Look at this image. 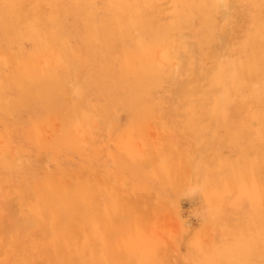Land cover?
<instances>
[{"label": "rangeland", "instance_id": "1", "mask_svg": "<svg viewBox=\"0 0 264 264\" xmlns=\"http://www.w3.org/2000/svg\"><path fill=\"white\" fill-rule=\"evenodd\" d=\"M218 1L0 0V264H261L264 0Z\"/></svg>", "mask_w": 264, "mask_h": 264}, {"label": "bare ground", "instance_id": "2", "mask_svg": "<svg viewBox=\"0 0 264 264\" xmlns=\"http://www.w3.org/2000/svg\"><path fill=\"white\" fill-rule=\"evenodd\" d=\"M4 1H5V0H4ZM14 1H15V0H14ZM20 1H21V0H20ZM34 1H35V0H34ZM41 1H42V0H41ZM61 1H62V0H61ZM92 1H93V0H91V2H92ZM120 1H121V0H120ZM125 1H126V0H125ZM148 1H149V0H148ZM157 1H159V0H157ZM205 1H206V0H205ZM219 1H220V0H219ZM219 1H218V3H220ZM230 1H231V0H230ZM233 1H234V0H233ZM233 1H232V3H233V6H234V2H235L236 0H235L234 2H233ZM238 1H239V0H238ZM7 2H8V1H7ZM12 2H13V1H12ZM12 2H11V4H12ZM43 2H44V1H43ZM45 2H46V0H45ZM54 2H55V1H54ZM72 2H73V1H72ZM74 2H75V1H74ZM89 2H90V1H89ZM114 2H115V0H114ZM137 2H138V1H137ZM175 2H176V1H175ZM183 2H184V0H183ZM202 2H204V1H202ZM227 2H228V1H227ZM251 2H252V1H251ZM8 3H9V2H8ZM15 3H16V2H15ZM31 3H32V2H31ZM40 3H41V2H40ZM40 3H39V4H40ZM48 3H49V2H48ZM48 3H45V4H48ZM139 3H140V2H139ZM151 3H153V2L151 1ZM232 3H231V4H232ZM4 4H5V3H4ZM56 4H57V2H56ZM71 4L73 5V3H71ZM77 4H78V3H77ZM90 4H91V3H90ZM113 4H114V3H113ZM116 4H117V3H116ZM119 4H120V3H119ZM122 4H123V3H122ZM140 4H141V3H140ZM142 4H143V3H142ZM176 4H177V2H176ZM181 4H182V3H181ZM184 4H185V3H184ZM196 4H197V3H196ZM222 4H223V2H222ZM231 4H230V6H231ZM245 4H246V3H245ZM247 4H248V3H247ZM249 4H250V3H249ZM253 4H254V3H253ZM261 4H262V3H261ZM2 5H3V3H2ZM20 5H21V3H20ZM23 5H24V3H23ZM25 5H26V4H25ZM25 5H24V6H25ZM27 5H30V4L27 3ZM37 5H38V3H37ZM65 5H66V4H65ZM85 5H86V4H85ZM99 5H100V4H99ZM126 5H127V4H126ZM145 5H147V4H145ZM192 5H193V4H192ZM197 5H198V4H197ZM200 5H201V4H200ZM200 5H199V6H200ZM202 5L205 6V4H202ZM209 5H211V4H209ZM258 5H260V4H258ZM5 6H6V4H5ZM35 6H36V5H35ZM46 6H47V5H46ZM52 6H53V4H52ZM54 6H55V5H54ZM63 6H64V5H63ZM66 6H67V5H66ZM83 6H84V5H83ZM86 6H87V5H86ZM89 6H90V5H89ZM89 6H88V7H89ZM91 6H92V5H91ZM107 6H108V5H107ZM109 6H112V4L110 3ZM118 6H119V5H118ZM118 6H117V7H118ZM128 6H129V5H128ZM130 6L132 7V5H130ZM137 6H138V5H137ZM140 6H141V5H140ZM154 6H155V5H154ZM179 6H181V5H179ZM186 6H187V5H186ZM194 6H195V5H194ZM218 6H220V5H218ZM230 6H229L228 8H231ZM238 6H239V5H237L236 8H238ZM247 6H248V5H247ZM260 6H261V5H260ZM260 6H259V7H260ZM6 7H7V6H6ZM12 7H13V6H12ZM30 7H31V6H30ZM39 7H41V6H39ZM64 7H65V6H64ZM67 7H68V6H67ZM152 7H153V6H152ZM187 7H188V6H187ZM200 7H201V6H200ZM240 7H242V6H240ZM255 7L257 8V6H255ZM262 7H263V6H262ZM18 8H19V7H18ZM33 8H34V7H33ZM61 8H62V7H61ZM61 8H60V9H61ZM84 8H85V7H84ZM96 8H97V7H96ZM133 8H134V6H133ZM180 8H181V7H180ZM197 8H198V7H197ZM211 8H212V7H211ZM251 8H252V7H251ZM4 9H5V8H4ZM19 9H20V8H19ZM19 9H18V10H19ZM36 9H37V6H36ZM54 9H55V8H54ZM66 9H67V8H66ZM74 9H75V7H74ZM74 9H72V10H74ZM85 9H87V8H85ZM99 9H100V8H99ZM115 9H116V8H115ZM121 9H122V8H121ZM124 9H125V8H124ZM130 9H131V8H130ZM151 9H153V8H151ZM181 9H182V8H181ZM183 9H184V8H183ZM188 9H189V8H188ZM193 9H194V8H193ZM198 9H199V8H198ZM201 9H202V8H200V10H201ZM218 9H219V8H218ZM226 9H227V8H226ZM234 9H235V8H234ZM254 9H255V8H254ZM259 9H260V8H259ZM2 10H3V9H2ZM40 10H41V9H40ZM57 10H58V9H57ZM125 10H126V9H125ZM144 10H145V9H144ZM179 10H180V9H179ZM186 10H187V9H186ZM203 10H204V9H203ZM214 10H216V8H215ZM7 11H9V10H7ZM15 11H16V10H15ZM36 11H37V10H36ZM49 11H50V10H48V12H49ZM52 11H53V10H52ZM52 11H51V12H52ZM55 11H56V10H55ZM61 11H62V10H61ZM67 11H68V10H67ZM70 11H71V10H70ZM100 11H102V10H100ZM107 11H108V10H107ZM113 11H114V10H113ZM131 11H132V10H131ZM151 11H152V10H151ZM154 11H155V10H154ZM180 11H182V10H180ZM192 11H193V10H192ZM192 11H191V12H192ZM232 11H233V9H232ZM255 11H256V13H257V9H255ZM259 11H260V10H259ZM13 12H14V11H13ZM19 12H21V11H19ZM30 12H31V11H30ZM30 12H29V13H30ZM40 12H41V11H40ZM56 12H57V11H56ZM72 12H73V11H72ZM95 12H96V10H95ZM110 12H111V11H110ZM122 12H123V11H122ZM147 12H149V11H147ZM160 12H161V11H160ZM160 12H159V13H160ZM186 12H187V11H186ZM201 12H202V11H201ZM207 12H208V11H207ZM222 12H223V11H222ZM222 12H221V14H222ZM260 12H261V11H260ZM29 13H26V14H29ZM37 13H38V12H37ZM74 13H75V12H74ZM124 13H125V12H124ZM133 13H135V12H133ZM176 13H177V11H176ZM193 13H194V12H193ZM197 13H198V12H197ZM210 13H211V12H209V14H210ZM217 13H219V12H217ZM223 13H224V12H223ZM8 14H9V16H11V15H10L11 12L8 13ZM18 14H19V13H18ZM42 14H43V13H42ZM42 14H41V15H42ZM45 14H47V13H45ZM48 14H49V13H48ZM53 14H54V13H53ZM53 14H52V15H53ZM62 14H63V13H62ZM95 14H96V13H95ZM95 14H94L93 16H95ZM99 14H100V12H99ZM126 14H127V13H126ZM135 14H136V13H135ZM135 14H133V15H135ZM140 14H141V13H140ZM150 14H151V13H150ZM181 14H182V12H181ZM185 14H186V13H185ZM199 14H201V13H199ZM202 14H203V13H202ZM202 14H201V15H202ZM204 14H205V13H204ZM204 14H203V15H204ZM206 14H207V13H206ZM219 14H220V13H219ZM227 14H228V13H227ZM34 15H35V14H34ZM36 15H37V14H36ZM49 15H50V14H49ZM127 15H129V14H127ZM133 15H132V16H133ZM142 15H143V14H142ZM147 15H148V14H147ZM159 15H160L159 17L161 18V14H159ZM174 15H175V12H174ZM174 15H173V17H174ZM182 15H183V14H182ZM189 15H190V14H189ZM211 15H212V14H211ZM12 16H13V15H12ZM23 16H24V15H23ZM54 16H55V15H54ZM54 16H53V17H54ZM97 16H98V15H97ZM97 16H96V17H97ZM120 16H121V15H120ZM120 16H119V17H120ZM156 16H157V15H156ZM175 16H176V15H175ZM179 16H180V15H179ZM191 16H192V15H191ZM207 16H208V15H207ZM223 16H225V14H224ZM14 17H15V15H14ZM19 17H20V16H19ZM66 17H67V16H66ZM75 17H76V16H75ZM77 17H78V16H77ZM104 17H105V16H104ZM112 17H113V15H112ZM114 17H115V16H114ZM114 17H113V18H114ZM119 17H118V18H119ZM123 17H124V16H123ZM145 17H148V16H145ZM151 17H152V16H151ZM151 17H150V18H151ZM171 17H172V16H171ZM173 17H172V18H173ZM186 17H187V16H186ZM201 17H202V16H201ZM204 17H205V16H204ZM213 17H214V16H213ZM3 18H4V17H3ZM25 18H26V17H25ZM30 18H31V17H30ZM30 18H29V19H30ZM78 18H79V17H78ZM86 18H87V16H86ZM91 18H92V17H91ZM107 18H108V17H107ZM113 18H112V19H113ZM118 18H116V19H118ZM135 18H136V17H135ZM152 18H153V17H152ZM164 18H165V17H164ZM177 18H178L177 20H179V17H178V16H177ZM202 18H203V17H202ZM228 18H229V17H228ZM258 18H259V17H258ZM9 19H10V18H9ZM22 19H24V18H22ZM47 19H48V18H47ZM96 19H97V18H96ZM110 19H111V18H110ZM110 19H109V20H110ZM112 19H111V20H112ZM116 19H115V20H116ZM138 19H139V18H138ZM138 19H137V21H138ZM143 19H144V18H143ZM143 19H142V20H143ZM161 19H162V18H161ZM187 19H188V17H187ZM187 19H186V20H187ZM203 19H204V18H203ZM211 19H212V18H211ZM3 20H4V19H3ZM5 20L7 21V19H5ZM11 20H12V19H11ZM15 20H16V19H15ZM19 20H20V19H19ZM25 20H26V19H25ZM25 20H24V21H25ZM41 20H42V18H41ZM105 20H106V19H105ZM109 20H108L107 22H109ZM122 20H124V19H122ZM122 20H121V21H122ZM146 20H147V19H146ZM148 20H149V18H148ZM221 20H222V19H221ZM224 20H225V18H223V22H224ZM226 20H228V19H226ZM229 20H230V19H229ZM229 20H228V21H229ZM93 21H95V20H93ZM131 21H132V20H131ZM149 21H150V20H149ZM179 21H181V19H180ZM254 21H255V20H254ZM59 22H60V21H59ZM80 22H81V21H80ZM88 22H89V21H88ZM119 22H120V21H119ZM127 22H128V21H127ZM127 22H126V23H127ZM134 22H135V20H134ZM143 22H144V20H143ZM153 22H154V21H153ZM153 22H152V23H153ZM170 22H171V21H170ZM192 22H195L194 19L192 20ZM204 22H205V21H204ZM204 22H203V24H204ZM217 22H218V21H217ZM0 23H1V20H0ZM5 23H6V22H5ZM22 23H23V22H22ZM24 23H25V22H24ZM26 23H27V22H26ZM89 23H90V22H89ZM105 23H106V22H105ZM112 23H113V22H112ZM126 23H125V24H126ZM129 23H131V22H129ZM132 23H133V22H132ZM139 23H140V22H139ZM141 23H142V22H141ZM159 23H160V22H159ZM189 23H190V22H189ZM205 23H206V22H205ZM208 23H212V22H208ZM215 23H216V22H215ZM227 23H228V22H227ZM1 24H2V23H1ZM11 24H12V23H11ZM76 24H77V23H76ZM79 24H80V23H79ZM82 24H83V21H82ZM93 24H94V23H93ZM99 24H100V23H99ZM121 24H122V22H121ZM135 24H136V23H135ZM137 24H138V23H137ZM137 24H136V25H137ZM144 24H145V22H144ZM149 24H150V22H149ZM181 24H182V22H181ZM186 24H187V23H186ZM191 24H192V23H191ZM2 25H3V24H2ZM83 25H84V24H83ZM89 25H90V24H89ZM111 25H112V24H111ZM115 25H116V24H115ZM117 25H118V24H117ZM119 25H120V24H119ZM119 25H118V26H119ZM122 25H123V24H122ZM122 25H120V27H121ZM146 25H147V24H146ZM160 25H161V24H160ZM165 25H166V24H165ZM167 25H169V24L167 23ZM167 25H166V27H167ZM199 25H200V24H199ZM204 25H205V24H204ZM208 25H209V24H208ZM217 25H218V24H217ZM217 25H216V26H217ZM76 26H77V25H76ZM108 26H109V25H108ZM143 26H145V25H143ZM143 26L141 25V29H140V30H142V27H143ZM189 26H190V24H189ZM209 26H210V25H209ZM213 26H214V25H213ZM216 26H215V27H216ZM82 27H83V26H82ZM131 27H133V26H130V29H131ZM154 27H156V26H154ZM168 27H169V26H168ZM172 27H173V26H172ZM172 27H170V28H172ZM180 27H181V26L179 25V28H180ZM198 27H201V25H200V26H197V28H198ZM205 27H206V26H205ZM220 27H221V26H220ZM77 28H78V27H77ZM113 28H114V27H113ZM115 28H116V27H115ZM159 28H160V27H159ZM164 28H165V26H164ZM185 28H186V27H185ZM188 28H189V27H187V29H188ZM79 29H80V28H79ZM84 29H85V28H84ZM94 29H95V28H94ZM97 29H98V28H97ZM107 29H108V28H106V30H107ZM149 29H150V28H149ZM154 29H155V28H154ZM162 29H163V28H162ZM162 29H161V30H162ZM167 29H168V28H166V30H167ZM172 29H173V28H172ZM174 29H175V28H174ZM174 29H173V30H174ZM216 29H217V28H216ZM216 29H215V30H216ZM221 29H222V28H221ZM92 30H93V29H92ZM116 30H117V29H116ZM145 30H147V29H145ZM145 30H144V32L146 33ZM183 30H184V29H183ZM200 30H201V29H200ZM200 30H199V31H200ZM202 30H204V27H203ZM211 30H212V29H211ZM211 30H210V31H211ZM82 31H83V29H82ZM85 31H86V30H85ZM95 31H96V29H95ZM112 31H113V30H112ZM121 31H122V30H121ZM147 31H148V30H147ZM150 31H153V30H150ZM193 31H194V30H193ZM102 32H103V31H102ZM122 32H123V31H122ZM127 32H128V31H127ZM140 32H141V31H140ZM140 32H139V33H140ZM144 32H143V33H144ZM162 32H163V31H162ZM162 32H161V33H162ZM164 32H165V31H164ZM164 32H163V33H164ZM166 32L168 33V30H167ZM171 32H174V31L171 30ZM176 32H178V31H176ZM180 32H181V31H180ZM188 32H189V31H188ZM219 32H220V31H219ZM94 33H95V32H94ZM97 33H98V32H97ZM150 33H151V32H150ZM150 33H149V34H150ZM163 33H162V34H163ZM192 33H193V32H192ZM197 33H198V32H197ZM206 33H209V32H206ZM225 33H226V32H225ZM87 34H88V33H87ZM106 34H107V33H106ZM121 34L123 35V34H125V33H121ZM128 34L131 35V33H128ZM134 34H135V33H134ZM178 34H179V33H178ZM182 34H183V33H182ZM212 34H213V33H212ZM261 34H262V33H261ZM92 35L95 36V35H98V34H92ZM141 35H142V33H141ZM151 35H152V34H151ZM151 35H150V36H151ZM153 35H154V34H153ZM153 35H152V37H153ZM166 35H167V34H166ZM172 35H173V34H172ZM206 35H207V34H206ZM84 36H85V34H84ZM87 36H88V35H87ZM117 36H118V34H117ZM120 36H121V35H120ZM133 36H134V35H133ZM148 36H149V35H148ZM155 36H156V35H155ZM163 36H164V35H163ZM168 36H169V34H168ZM193 36H194V35H193ZM195 36H196V35H195ZM209 36H210V35H209ZM209 36H208V37H209ZM261 36H262V35H261ZM114 37H115V36H114ZM123 37H125V36H123ZM126 37H127V36H126ZM130 37H131V36H130ZM140 37H141V36H140ZM156 37H157V36H156ZM156 37H155V38H156ZM230 37H231V36H229V38H230ZM251 37H252V36H251ZM259 37H260V36H259ZM96 38H97V37H96ZM96 38H95V39H96ZM98 38H99V37H98ZM132 38H134V40H135V37H132ZM158 38H160V36H159ZM161 38H162V37H161ZM165 38H166V37H165ZM174 38H175V36H174ZM206 38H207V37H206ZM222 38H223V37H222ZM222 38L220 37V39H222ZM256 38H257V37H256ZM85 39H86V38H85ZM88 39H89V38H88ZM90 39H91V38H90ZM93 39H94V38H93ZM99 39H100V38H99ZM112 39H113V38H112ZM117 39H118V38H117ZM117 39H116V40H117ZM147 39H148V38H147ZM147 39H145V40H147ZM162 39H163V38H162ZM172 39H173V38H172ZM195 39H196V37H195ZM195 39H194L193 41H196ZM200 39H201V37H200ZM200 39H199V40H200ZM203 39H204V38H202V40H203ZM207 39H208V38H207ZM251 39H252V38H251ZM102 40H104V39H102ZM122 40H123V39H122ZM122 40H121V41H122ZM131 40H132V39H131ZM136 40H137V39H136ZM155 40H156V39H155ZM157 40H158V39H157ZM157 40H156V41H157ZM208 40H209V39H208ZM214 40H215V39H214ZM224 40H225V39H224ZM237 40H238V39H237ZM246 40H248V39H246ZM86 41H87V39H86ZM91 41H92V39H91ZM129 41H130V40H129ZM132 41H133V40H132ZM139 41H140V40H139ZM153 41H154V39H153ZM160 41H163V40L160 39ZM160 41H159V42H160ZM176 41H178V40H176ZM204 41H205V40H204ZM212 41H213V40H212ZM217 41H218V40H217ZM217 41H216V42H217ZM227 41H228V40H227ZM244 41H245V40H244ZM248 41H249V40H248ZM87 42H88V41H87ZM87 42H86V43H87ZM93 42H94V41H93ZM141 42H142V41H141ZM151 42H152V41H151ZM163 42H164V41H163ZM169 42H170V41H169ZM172 42H173V41L171 40V43H172ZM181 42H182V41H181ZM216 42H213V43H216ZM224 42H225V41H224ZM255 42H257V41H255ZM83 43H84V42H83ZM90 43H91V42H90ZM99 43H100V42H99ZM116 43H117V42H116ZM133 43H134V42H133ZM171 43H170V45H171ZM177 43H178V42H177ZM206 43H208V42H206ZM239 43H240V42H239ZM79 44H81V42H80ZM100 44L102 45V43H100ZM154 44H155V43H154ZM166 44H167V43H166ZM208 44H209V43H208ZM236 44H237V43H236ZM243 44H245V43H243ZM254 44H255V43H254ZM87 45L89 46V44H87ZM87 45H86V46H87ZM110 45H111V44H110ZM151 45H153V44H151ZM157 45H158V44H157ZM160 45H161V44H160ZM173 45H175V44L173 43ZM197 45H198V44H197ZM219 45H220V44H219ZM223 45H225V44H223ZM228 45H229V44L227 43V46H228ZM76 46H78V44H77ZM111 46H112V45H111ZM111 46H110V47H111ZM130 46L132 47V45H130ZM145 46H146V45H145ZM205 46H206V45H205ZM253 46H254V45H253ZM255 46H256V45H255ZM255 46H254V47H255ZM80 47H84V46H80ZM89 47H90V46H89ZM89 47H88V48H89ZM118 47H119V46H118ZM153 47H155V45H153ZM156 47H157V46H156ZM156 47H155V48H156ZM170 47H171V46H170ZM206 47H207V46H206ZM208 47H209V45H208ZM228 47H229V46H228ZM108 48H109V47H108ZM108 48H107V49H108ZM111 48H112V47H111ZM143 48H144V47H143ZM150 48H151V47H150ZM150 48H149V49H150ZM165 48H166V47H165ZM189 48H190L189 52L191 53V47H189ZM256 48H257V47H256ZM77 49H78V48H77ZM77 49H76V50H77ZM89 49H90V48H89ZM94 49H95V48H94ZM109 49H110V48H109ZM253 49H254V48H253ZM85 50H86V49H85ZM100 50H101V49H100ZM105 50H106V49H105ZM105 50H104V51H105ZM206 50H207V48H206ZM206 50H202V51L205 52ZM208 50H209V49H208ZM229 50H230V49H229ZM101 51H102V50H101ZM123 51H124V50H123ZM142 51H143V50H142ZM160 51H161V50H160ZM166 51H169V50H166ZM172 51H173V50H172ZM212 51H213V50H212ZM215 51H217V50H215ZM223 51H224V50H223ZM223 51H222V52H223ZM225 51H226V50H225ZM238 51H239V50H238ZM238 51H237V52H238ZM246 51H247V50H246ZM73 52H74V51H73ZM87 52H89V51L87 50ZM110 52H111V49H110ZM112 52H113V50H112ZM117 52H118V51H117ZM147 52H148V51H146L145 53H147ZM152 52H153V51H152ZM197 52H198V51H197ZM213 52H214V51H213ZM230 52H232V50H230ZM256 52H257V51H256ZM74 53H75V52H74ZM74 53L72 54L73 56H74ZM82 53H83V52H82ZM85 53H86V52H85ZM103 53H104V52H103ZM124 53H125V52H124ZM124 53H122V54H124ZM148 53L150 54V50H149ZM155 53H156V50H155ZM159 53H162V52H159ZM166 53H167V52H166ZM198 53H199V52H198ZM214 53H215V52H214ZM214 53H212V56H213ZM216 53H217V52H216ZM260 53H263V52H260ZM95 54H97V53H95ZM115 54H116V53H115ZM119 54H120V53H119ZM131 54H132V53H131ZM162 54H163V53H162ZM231 54H232V53H231ZM75 55H76V54H75ZM79 55H80V54H79ZM124 55H125V54H124ZM132 55H133V54H132ZM141 55H143V53H142ZM197 55H198V54L196 53V56H197ZM254 55H255V54H254ZM260 55H261V54H260ZM70 56H71V55H70ZM73 56H72V57H73ZM85 56H86V55H85ZM92 56H93V55H92ZM102 56H103V55H102ZM104 56H105V55H104ZM104 56H103V57H104ZM113 56H114V55H113ZM154 56H156V55H154ZM169 56H171V55H168V57H169ZM198 56H199V55H198ZM198 56H197V57H198ZM225 56H226V55H225ZM240 56H241V55H240ZM247 56H248V55H247ZM146 57H147V56H146ZM164 57H165V56H164ZM194 57H195V56H194ZM206 57H207V56H206ZM223 57H224V56H223ZM223 57H222V58H223ZM226 57H227V56H226ZM77 58H78V57H77ZM91 58H92V57H91ZM91 58H90V59H91ZM95 58H96V57H95ZM105 58H106V57H105ZM148 58L150 59L149 56H148ZM192 58H193V57H192ZM215 58H216V56H215ZM217 58H218V57H217ZM253 58H254V57H253ZM256 58H257V57H256ZM256 58H255V60H256ZM259 58H260V56H259ZM78 59H79V58H78ZM82 59H83V58H82ZM97 59H98V58H97ZM111 59H112V57H111ZM139 59H140V58H139ZM144 59H145V57H144ZM146 59H147V58H146ZM159 59H160V58H159ZM159 59H158V60H159ZM249 59H250V58H249ZM249 59H248V60H249ZM80 60H81V59H80ZM101 60H102V59H101ZM101 60H100V61H101ZM108 60H109V59H108ZM108 60H107V61H108ZM136 60H137V59H136ZM140 60H141V59H140ZM167 60H169V59L167 58ZM213 60H215V59H213ZM218 60H219V59H218ZM257 60H258V59H257ZM74 61H75V60H74ZM147 61H148V60H147ZM209 61H210V60H209ZM225 61H226V60H225ZM72 62H73V60H72ZM87 62L89 63V61H87ZM104 62H105V61H104ZM104 62H103V63H104ZM144 62H145V61H143V64H144ZM165 62H166V61H165ZM189 62H190V61H189ZM248 62H249V61H248ZM248 62H247V63H248ZM67 63H68V62H67ZM70 63H71V62H70ZM75 63H76V62H75ZM80 63H81V62H80ZM109 63H110V62H109ZM137 63H138V62H137ZM158 63H159V62H158ZM158 63H157V64H158ZM162 63H163V62H162ZM190 63H192V61H191ZM209 63H210V62H209ZM213 63H215V62H213ZM231 63H232V62H231ZM68 64H69V63H68ZM145 64H146V63H145ZM151 64H152V62H151ZM193 64H194V63H193ZM249 64H250V63H249ZM251 64H252V63H251ZM253 64H254V63H253ZM93 65H94V63H93ZM99 65H102V64H99ZM99 65H98V67H99ZM107 65H108V63H107ZM117 65H118V64H117ZM211 65H212V63H211ZM79 66H80V64H79ZM89 66H90V65H89ZM108 66H109V65H108ZM130 66H131V64H130ZM143 66H144V65H143ZM149 66H150V65H149ZM156 66H157V65H156ZM156 66H155V67H156ZM159 66H160V65H159ZM198 66H199V65H198ZM217 66H218V65H217ZM233 66H234V65H233ZM68 67H69V65H68ZM73 67H74V66H73ZM82 67H83V66H82ZM105 67H106V66H105ZM109 67L111 68V66H109ZM140 67H141V65H140ZM140 67H139V68H140ZM146 67H147V66H146ZM151 67H152V66H151ZM155 67H153V68H155ZM206 67H207V66H206ZM231 67H232V65H231ZM241 67H242V66H241ZM247 67H248V65H247ZM249 67H251V66H249ZM252 67H253V66H252ZM252 67H251V68H252ZM70 68H71V67H70ZM87 68H88V66H87ZM112 68H113V66H112ZM121 68H122V67H121ZM131 68H132V67H131ZM161 68H162V67H161ZM164 68H165V67H164ZM209 68H210V66H209ZM232 68H233V67H232ZM78 69H79V68H78ZM95 69H96V68H95ZM99 69L102 70L101 68H99ZM99 69H98V70H99ZM105 69H106V68H105ZM115 69H117V68H115ZM134 69H135V68H134ZM142 69H143V67H142ZM149 69H151V68H149ZM165 69H166V68H165ZM165 69H164V70H165ZM192 69H193V68H192ZM202 69H203V68H202ZM207 69H208V68H207ZM235 69H236V68H235ZM242 69H243V68H242ZM73 70H74V69H73ZM86 70H87V69H86ZM90 70H91V69H90ZM143 70L145 71V69H143ZM187 70H188V69H187ZM190 70H191V69H190ZM210 70H211V68H210ZM225 70H226V69H225ZM254 70H255V69H254ZM107 71H108V70H107ZM120 71H121V70H120ZM144 71H143V74L145 73ZM154 71H155V69H154ZM154 71L152 70L153 73H155ZM157 71L159 72V70H157ZM157 71H156V74H158V77H159V73H158ZM166 71H167V70H166ZM212 71H213V70H212ZM232 71H233V70H232ZM247 71H248V70H247ZM109 72H111V71H109ZM116 72H117V70H116ZM149 72H150V71H149ZM186 72H187V71H186ZM194 72H195V71H194ZM204 72H206V71H204ZM227 72L230 73L229 71H227ZM106 73H107V72H106ZM114 73H115V72H114ZM150 73H151V72H150ZM153 73H151V74H153ZM162 73H163V72H162ZM169 73H170V72H169ZM171 73H172V72H171ZM200 73H201V72H200ZM224 73H225V72H224ZM228 73H227V74H228ZM235 73H236V72H235ZM235 73H234V74H235ZM118 74H119V72H118ZM151 74H150V76H151ZM160 74H161V73H160ZM163 74H164V73H163ZM165 74H166V73H165ZM194 74H195V73H194ZM194 74H193V75H194ZM203 74H204V73H203ZM234 74H233V75H234ZM238 74H239V72H238ZM132 75H133V74H132ZM191 75H192V74H191ZM220 75H221V74H220ZM240 75H241V74H240ZM243 75H244V74H243ZM243 75H242V76H243ZM143 76H144V75H143ZM208 76H209V75H208ZM226 76H227V75H226ZM229 76H230V74H229ZM238 76H239V75H238ZM238 76H237V77H238ZM247 76H248V75H247ZM252 76H253V75H252ZM188 77H189V76H188ZM244 77H245V76H244ZM151 78H152V76H151ZM151 78H150V79H151ZM154 78H155V77H154ZM156 78H157V77H156ZM204 78H205V77H204ZM233 78H234V77H233ZM135 79H136V78H135ZM135 79H134V80H135ZM157 79H158V78H157ZM159 79H160V78H159ZM205 79H206V78H205ZM140 80H141V77H140ZM147 80H148V79H147ZM194 80H195V79H194ZM206 80H207V79H206ZM208 80H209L210 83H211V79H208ZM218 80H219V79H218ZM228 80H229V79H228ZM240 80H241V79H240ZM135 81H136V80H135ZM148 81H149V80H148ZM202 81H203V80H202ZM212 81H213V80H212ZM221 81H222V80H221ZM231 81H232V80H231ZM249 81H250V80H249ZM137 82H138V81H137ZM139 82H140V81H139ZM139 82H138V83H139ZM157 82H159V81H157ZM200 82H201V81H200ZM204 82H205V81H204ZM224 82H225V81H224ZM232 82H233V81H232ZM140 83H141V82H140ZM166 83H167V82H166ZM166 83H165V84H166ZM207 83H208V82H207ZM210 83H209V84H210ZM214 83H215V82H214ZM214 83H212V89H213V87H214V85H213ZM217 83H218V82H217ZM219 83H221V82H219ZM227 83H228V82H227ZM133 84H134V83H133ZM141 84H142V83H141ZM150 84H151V83H150ZM150 84H148V85H150ZM157 84H158V83H157ZM190 84H191V83H190ZM197 84H198V83H197ZM225 84H226V83H225ZM146 85H147V84H146ZM158 85H159V84H158ZM194 85H195V84H194ZM202 85H203V84H202ZM242 85H243V84H242ZM132 86H133V85H132ZM134 86H135V85H134ZM134 86H133V87H134ZM196 86H197V85H196ZM205 86H206V85H205ZM225 86H226V85H225ZM133 87H132V88H133ZM136 87H138V86H136ZM136 87H135V88H136ZM139 87H140V86H139ZM141 87H144V86H141ZM167 87H168V86H167ZM167 87H166V88H167ZM176 87H177V89L179 88V86H176ZM194 87H195V86H193V88H194ZM201 87H202V86H201ZM201 87H200V88H201ZM215 87L217 88L218 86H215ZM144 88H145V87H144ZM191 88H192V87H191ZM193 88H192V90H194ZM195 88H197V87H195ZM204 88H205V87H204ZM207 88H208V87H207ZM139 89H140V88H139ZM139 89H138V90H139ZM150 89H151V87H150ZM152 89H153V88H152ZM152 89H151V90H152ZM177 89H175V90H173V91H176ZM201 89H202V88H201ZM208 89H209V88H208ZM210 89H211V88H210ZM217 89H218V88H217ZM224 89H225V87H224ZM224 89H223V90H224ZM131 90H132V89H131ZM151 90H150V91H151ZM169 90H170V89H169ZM205 90H207V89H205ZM225 90H226V89H225ZM225 90H224V91H225ZM263 90H264V89H263ZM133 91H134V90H133ZM239 91H240V90H239ZM137 92H138V91H137ZM137 92H135V93H137ZM140 92H141V90H140ZM140 92H139V93H140ZM205 92H206V91H205ZM209 92H210V91H209ZM219 92H221V90H220ZM139 93H138V94H139ZM148 93H149V92H148ZM150 93H153V92H150ZM193 93H194V92H193ZM193 93H192V94H193ZM216 93H218V92H216ZM226 93H227V92H226ZM170 94H171V93H170ZM188 94H189V93H188ZM202 94H203V93H202ZM202 94H201V95H202ZM207 94H209V93H207ZM213 94H215V92H213ZM213 94H212V95H213ZM136 95H137V94H136ZM193 95H195V94H193ZM217 95H219V94H217ZM220 95H221V94H220ZM261 95H262V94H261ZM131 96H132V95H131ZM131 96H130V97H131ZM155 96H156V95H155ZM155 96L153 95V98H154ZM159 96L162 97V95H159ZM210 96H211V94H210ZM222 96H223V95H222ZM263 96H264V95H263ZM137 97H138V96H137ZM170 97H171V96H170ZM202 97H203V96H202ZM202 97H201L200 99H202ZM132 98H133V96H132ZM193 98H195V96H193ZM197 98H198V97H197ZM155 99H156V98H155ZM263 99H264V97H263ZM143 100H145V99H143ZM160 100H161V99H160ZM196 100H197V99H196ZM207 100H208V99H207ZM209 100H210V99H209ZM130 101H131V100H130ZM137 101H138V100H137ZM137 101H136V102H137ZM215 101H216V100H215ZM132 102H133V100H132ZM139 102H140V101H139ZM200 102H201V101H200ZM262 102H264V101H262ZM216 103H217V101H216ZM135 105H136V104H135ZM215 105H216V104H215ZM218 106H219V105H218ZM134 111H135V110H134ZM136 112H137V111H136ZM129 114H130V113H129ZM263 117H264V116H263ZM263 120H264V119H263ZM257 121H258V120H257ZM261 121H262V120H261ZM263 122H264V121H263ZM20 125H21V124H20ZM260 125H261V123H260ZM262 125H263V124H262ZM118 130H119V129H118ZM262 130H263V129H262ZM260 135H261V134H260ZM262 138H264V137H262ZM58 145H59V144H58ZM55 148H57V147H55ZM64 151H65V150H64ZM56 152H57V151H56ZM56 152H55V153H56ZM58 153H60V152H58ZM62 153H63V151H62ZM262 153H263V152H262ZM260 154H261V153H260ZM57 156H58V155H57ZM57 156H56V157H57ZM259 157H260V156H259ZM258 160H259V159H258ZM260 160H261V159H260ZM238 170H239V168H238ZM47 183H48V182H47ZM137 186H138V185H137ZM139 186H140V185H139ZM139 188H140V187H139ZM78 189H79V188H78ZM137 189H138V188H137ZM75 192H76V190H75ZM56 193H57V192H56ZM64 194H65V193H64ZM72 194H73V193H72ZM76 194H77V193H76ZM37 195H38V194H37ZM58 196H59V195H58ZM40 197H41V196H40ZM61 197H62V196H61ZM72 197H73V196H72ZM80 197H81V196H80ZM69 198H70V197H69ZM78 198H79V197H78ZM76 199H77V198H76ZM80 199H81V198H80ZM59 200H60V199H59ZM63 201H64V200H63ZM68 201H69V200H68ZM70 201H71V200H70ZM72 201H73V200H72ZM69 203H70V202H69ZM77 205H78V204H77ZM77 205H76V206H77ZM69 212H70V211H69ZM72 212H73V211H72ZM72 212H70V213H72ZM263 214H264V212H263ZM72 215H73V214H72ZM69 216H70V215H69ZM70 218H71V217H70ZM84 218H85V217H84ZM261 222H263V221H261ZM64 228H65V226H64ZM65 229H66V228H65ZM65 229H64V230H65ZM262 230H263V229H262ZM78 235H79V234H78ZM262 243H263V241H262ZM261 248H262V253H263V258H264V246H262ZM33 254H34V253H33ZM33 254H32V255H33ZM81 254H82V253H81ZM33 256H40V257L43 256V257H45V258H50L49 261H51V264H59L58 262H60L59 256H58L57 254H55L54 252H52L51 255H50L49 252H48L47 250H46L45 253H41V254L33 255ZM81 256H82V255H81ZM83 257H84V256H83ZM80 258H81V257H80ZM31 261H32V262H35L33 258H31ZM75 262H76V261H75ZM196 262H197V261H196ZM77 263H78V262H77Z\"/></svg>", "mask_w": 264, "mask_h": 264}, {"label": "snow or ice", "instance_id": "3", "mask_svg": "<svg viewBox=\"0 0 264 264\" xmlns=\"http://www.w3.org/2000/svg\"><path fill=\"white\" fill-rule=\"evenodd\" d=\"M261 264H264V260L261 261Z\"/></svg>", "mask_w": 264, "mask_h": 264}]
</instances>
